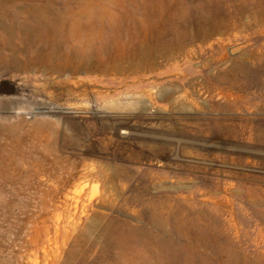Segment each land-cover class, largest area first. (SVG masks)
Masks as SVG:
<instances>
[{
	"label": "rangeland",
	"instance_id": "rangeland-1",
	"mask_svg": "<svg viewBox=\"0 0 264 264\" xmlns=\"http://www.w3.org/2000/svg\"><path fill=\"white\" fill-rule=\"evenodd\" d=\"M176 1L71 0L69 3L76 7L71 10L74 14L86 6L99 12L104 7L118 16L132 14L139 21L143 9L149 8L154 12L151 21L155 23L153 21L159 22V18L172 16ZM49 2L63 9L68 1L0 0V20L21 24L23 12L29 6ZM259 29L254 28L255 32L230 31L218 36L220 43L214 49L224 51L227 60L214 66L238 65L236 59L250 53H262L260 57L264 59V26L257 32ZM7 41L0 39V54L4 58L10 56V49L5 45ZM14 43L20 45L17 41ZM205 58L192 55L185 59L182 55L167 62L159 57L157 74L142 71L132 77L127 76L130 74L126 70L116 74L113 71L65 74L59 78L65 84L57 90L43 89L40 81L44 76L38 72L0 71V264H91L99 255L107 221L122 217L120 212L100 205L99 198L112 175L123 169H129V174L135 177L144 176L146 172L168 175L169 181H176L174 188L166 184L157 187L166 191L209 189L216 182L230 181L220 174L204 175L183 170L182 166L188 164L241 171L253 178V181L239 182L237 187L243 208L240 221L246 231L238 252L252 261L264 259V245L258 244L256 239L257 225L264 221V147L232 146L192 134L180 135L178 131L192 132L195 122L215 114L195 112L188 104L186 110L181 106L171 107L158 100L157 90L150 96L134 94L142 89L149 90L145 85L158 78L162 80L179 72L185 74L182 84H196L208 74L199 70ZM50 79L58 81L56 75ZM169 79L175 81L173 76ZM85 88L86 93L83 92ZM215 99L211 102L213 108ZM128 103L136 106L115 109V105ZM184 122L189 128L182 125ZM152 148L155 153L161 152L160 158L154 157ZM184 151L227 152L248 158L252 163L223 164L192 157ZM247 184L256 189L259 199L254 203L243 199Z\"/></svg>",
	"mask_w": 264,
	"mask_h": 264
},
{
	"label": "bare ground",
	"instance_id": "bare-ground-1",
	"mask_svg": "<svg viewBox=\"0 0 264 264\" xmlns=\"http://www.w3.org/2000/svg\"><path fill=\"white\" fill-rule=\"evenodd\" d=\"M66 1L63 9L55 2L31 5L23 12L24 17L18 25L0 20V39L8 40L5 45L10 49L8 58L0 54V71L38 72L44 76L40 81L43 89L57 90L65 84L59 79L65 74L109 71L116 74L125 70L131 77L142 71L157 74L159 57L170 62L174 56L183 55L185 59L192 55L195 58L206 56L199 70L208 72L207 76L196 84L187 85L188 89L182 84L184 72H179L162 80L158 78L145 85L149 90L142 89L134 94L150 96L157 90L158 100L171 107L181 106L186 110L188 104L195 112L215 114L195 122L192 132L184 128L176 131L180 135L192 134L232 146L264 147L262 53L240 56L235 66H214L227 60L224 51L214 49L221 39L218 36L230 31L262 29L264 0H177L172 16L159 18V22L153 21L155 23L151 21L154 12L149 8L143 9L139 21L132 14L118 16L104 7L99 12L86 6L74 14L71 10L75 5L69 3L71 0ZM16 41L20 45L14 43ZM53 75L58 81L50 79ZM172 76L175 81L169 79ZM214 98L217 102L213 108ZM129 106L136 105H115V109H128ZM182 125L188 127L186 122ZM153 148L151 153L160 158L161 152L155 153ZM184 153L223 164L252 163L248 158L227 152ZM204 166L188 164L182 169L204 175L220 174L230 181L216 182L209 189L196 187L175 192L158 190L157 187L165 184L169 188L176 185V181H169L168 175L159 172L135 177L129 174V169H123L112 175V179L109 176L99 204L120 212L126 219L107 221L99 255L91 264H264L263 258L252 261L238 252L246 231L240 221L243 208L237 187L239 182L253 181V178L241 171ZM255 190L252 184L244 187L243 199L254 203L259 199ZM256 229L258 244L264 245V221Z\"/></svg>",
	"mask_w": 264,
	"mask_h": 264
}]
</instances>
